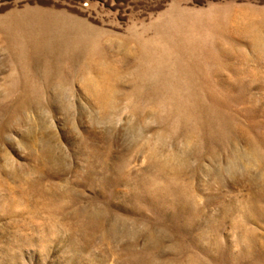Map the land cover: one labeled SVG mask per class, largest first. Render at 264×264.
<instances>
[{"label": "rangeland", "instance_id": "374dc122", "mask_svg": "<svg viewBox=\"0 0 264 264\" xmlns=\"http://www.w3.org/2000/svg\"><path fill=\"white\" fill-rule=\"evenodd\" d=\"M36 10L102 30L105 52L99 48L91 55L95 62L77 74L67 67L70 84L46 81L38 67L39 78L23 83L11 70L1 27L18 12ZM175 19L192 30L188 51L181 43L167 46ZM138 36L155 44L160 53L153 60L161 65L190 64L193 86H179L167 98L133 87L124 55L134 54ZM110 61L118 67L108 81L92 85L95 96L86 80L103 78L99 69ZM171 95L223 102L256 142L253 157L236 166L242 178L236 183L227 173L231 149L252 152L244 135L214 144L215 158L205 136L196 138L198 150L182 177L190 189L181 198L190 207L182 211L166 194L169 174L155 190L146 181L151 149L167 155L185 145V124L176 117L165 138L157 115L170 107ZM100 102L118 109L102 117ZM10 116L12 127L0 133V264H135L128 257L134 243L158 262L189 264L196 255L205 264H264V0H0V124ZM96 207L109 209L111 221L125 219L119 229L128 231L104 241L99 229L81 226L87 217L79 211ZM151 225L171 237L146 245L144 229ZM134 231H141L138 238ZM92 232L97 238L89 243ZM176 242L184 249L176 250Z\"/></svg>", "mask_w": 264, "mask_h": 264}, {"label": "bare ground", "instance_id": "6f19581e", "mask_svg": "<svg viewBox=\"0 0 264 264\" xmlns=\"http://www.w3.org/2000/svg\"><path fill=\"white\" fill-rule=\"evenodd\" d=\"M69 18L66 15H62L60 13H49L36 10L24 13L18 12L13 17L11 16L4 21L1 28L6 35L7 46L12 52L13 64L10 63L11 70L18 71V75L23 76V83H25L24 80H27V78L30 77L39 78L38 73L35 70V68L38 67L41 70L42 77L46 81H57L59 85L70 84L72 83V79L69 77L70 73L68 74L67 67L70 68L72 75L77 74L80 67L87 64L92 65L95 62L93 61L91 55L98 53L99 48L102 49L103 53L105 52L103 49L104 45L101 43L102 30L92 26L89 23H86L84 20V22L78 20L73 21V19ZM191 32L192 30L184 29L182 27L181 21L179 19H175L172 29L170 28L166 37L168 42L167 46H173L174 44L176 45L177 43H181L182 48L188 51L184 45H188V48L190 49L189 44L195 40ZM174 33L181 38L176 40ZM179 40H184L185 42H179ZM133 41L136 47L131 52L134 54L129 55V51H126V55H124L126 62H129L131 65L129 81L132 83L133 87L135 86L137 89L140 88L139 90L142 92L144 89L147 90V92H153L157 97L160 96V98L162 94L167 93V98L170 96L168 93L172 94V92H175L179 86L186 88H191L193 86L191 75L189 74H194L195 72L191 68L190 64L182 62L169 67L166 65H161L160 63L153 60L160 52L158 50H152V47L155 46V44L151 43L149 38H143L142 40L140 36H138L136 40L133 39ZM117 67L118 65H116L113 61L111 62V65H107L105 69L98 68L99 72L103 74V78H88L86 80V84L91 85L89 88L92 90L95 96H97L96 94H98V92L93 90L92 85H101L102 83L108 81L110 78H112L109 73H115L113 69ZM197 74L200 75L198 78L199 81L203 82L205 77L203 72H199ZM37 93L40 97L39 91H37ZM171 96V102H169L167 105L170 107H164L161 109L162 112H160V114H158L156 111L154 112L155 114L157 113L163 124L164 131L162 132L164 133L168 132V123L173 120L176 121V117L178 119L177 121L185 124V145L182 150H175L167 155L164 154V149L161 150V147L159 146L151 149L149 154V166L151 167V170H153V173L146 177V181L150 184L151 188L155 190L157 183L165 175L169 174L170 177H167L166 179V194L169 196L172 195V197L175 198L177 208L182 211L185 209V207H190V204L187 205L182 200L184 196L181 198V196L185 192L188 193V189H190L188 186L186 188L183 186L184 182L182 181V177L185 173V170L187 169L188 160L191 158L190 155L197 152V148H195V146H197L196 143L198 140H196V138L201 140V138L205 136V140L209 143V151L211 152L212 158H215L218 154V150L216 151V149L213 148L215 146L214 144H226L230 141H233L236 139L237 134L238 136L242 134L244 135L246 140L245 142H247L248 145L247 148L250 150V147H255L256 142L253 138H251V136H249V131L246 129V127H242V123L240 124V122H238L241 120L237 119V113L224 110L225 105L223 102H203V97L199 95L200 102L191 103V101H188V98L187 100H184L181 97L179 98L177 95L174 99L175 95ZM98 97L103 100L102 95ZM162 103L167 104V102ZM18 104H16V111L13 113L15 118L17 117L16 112L19 109ZM116 105L117 104L115 102H100L99 107L103 115L102 117H108L113 111L115 113V109H118ZM247 113H249V111ZM15 118L10 116L5 122L0 124V133L3 128H11L13 121L16 120ZM197 126H199L200 129ZM196 127L198 130H196ZM203 130L205 131L204 135L202 134ZM166 133L164 135L165 138L167 137ZM200 133L202 136H200ZM1 137L2 135H0V138ZM165 138H162L160 141V143L163 145L162 147L164 148L166 145ZM233 148V150L230 148L232 151L230 160L231 166L227 173L232 179H234V182L237 183L242 181V178L239 177L241 175L238 174V168H236V166L251 159L253 157V151H239L237 148H235V146H233ZM48 151L51 152V150ZM45 155L47 156V154ZM192 195L193 194H191L190 197ZM51 204L54 205V202ZM108 210L102 207H96L93 210H78L87 217L86 223L84 222L81 226L90 229L89 231L99 229V232L102 234L100 238L104 241L109 240L113 235L117 236L121 234V232L128 231L126 230L127 228L124 230L123 227L120 228L122 231L119 229L121 223L124 222V225H126L125 221H123L125 219L121 217L123 219H121V223L116 219L111 221L110 219H112V217L110 216ZM137 220L134 219L135 225L139 224L137 223L139 220ZM156 228L157 227H152L151 225L144 229L147 231L149 236L146 245L149 246V244L160 243L163 239L171 237L170 234L165 230L160 229V231H157ZM140 232L141 231H134L132 235L138 238V234ZM96 238L97 237H95V234L92 232L88 242L90 243ZM174 245H176V250L180 251V249H184L182 246L180 247L181 242H176ZM128 249V257L131 259V261H134L135 264H138L140 261H142L143 264L176 263L167 261L158 262L155 256H151L146 251L139 254V252H137L135 243L132 246L130 245ZM198 260L199 259L196 255H191L189 261L192 262L189 264L197 262ZM199 261L200 264H205L201 260Z\"/></svg>", "mask_w": 264, "mask_h": 264}]
</instances>
